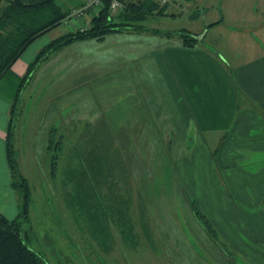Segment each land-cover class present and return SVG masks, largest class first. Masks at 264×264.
Instances as JSON below:
<instances>
[{
    "label": "rangeland",
    "instance_id": "374dc122",
    "mask_svg": "<svg viewBox=\"0 0 264 264\" xmlns=\"http://www.w3.org/2000/svg\"><path fill=\"white\" fill-rule=\"evenodd\" d=\"M175 1L178 14L149 16L141 22L144 29L193 28L197 46L223 64L227 59L222 56L229 60L246 50L242 46L246 40L264 52V28H258L264 23V0L222 5L214 1L213 8L206 4L208 8L195 19L186 12V0ZM218 10L219 24L201 30L202 21ZM64 20L49 37L72 29ZM191 20L196 21L190 25ZM243 25L247 27L239 28ZM148 38L124 43L118 55L99 53L92 67H77L71 70H76L73 75L60 69L52 76L51 62L48 71L42 70L35 79L34 91L21 100L25 113L22 106L15 118L13 154L30 192L28 219L21 225L26 246L46 264H264V240L258 239L264 237V220L258 212L264 201L240 202L235 174L232 191L238 196L230 197L233 202L224 208L223 203L202 199L230 191L218 181L213 151L225 130L207 133L202 144L184 101L199 104L211 97L204 91V76L199 70L193 76L182 69L178 76L184 95L179 93L156 60L136 57ZM189 58H185L188 64ZM225 72L233 93L239 94L235 76ZM187 81L192 90L186 89ZM51 127L56 132H51L52 147L47 148ZM204 149L212 151L208 160ZM248 152L234 151V163L245 168L252 162ZM254 155L253 163L262 162L259 153ZM208 172L210 180L204 182ZM14 192L16 208L8 210V219L21 208V193ZM194 198L202 200L195 203L211 221L213 236L191 215L188 201ZM251 228H260L259 236Z\"/></svg>",
    "mask_w": 264,
    "mask_h": 264
},
{
    "label": "crops",
    "instance_id": "0c3cea01",
    "mask_svg": "<svg viewBox=\"0 0 264 264\" xmlns=\"http://www.w3.org/2000/svg\"><path fill=\"white\" fill-rule=\"evenodd\" d=\"M214 1H217L218 4L222 5L223 3H230L232 0H186L184 7L186 12H188V15L195 19L204 9L208 8L206 4L213 8L212 3ZM63 2H65L66 5L63 4ZM57 4L70 12V10L75 9L80 5V0H62L60 3L57 2ZM178 5L179 4L173 0L166 12L170 9L168 13H172L173 15L171 16L178 14L176 8ZM211 13L213 15L210 14V19H206L204 22L202 21L199 25L201 30H205L207 26V29L205 30L207 32L212 28L210 26L219 24L221 19L219 18L220 11H211ZM92 15H95L93 9H85L80 17L76 19L73 17L72 22L67 21L69 24L68 26L72 28L70 31L77 28L82 29L88 27L89 19ZM195 21L196 20H191L188 23L191 25V23ZM208 22L211 23L205 25ZM244 26L247 27V25H243V27L239 28H245ZM258 28H264V23H260ZM181 29H185L192 34L196 33L195 30L193 31V28L189 29L182 27ZM52 30L53 29L50 31ZM50 31L29 43L18 58L14 60L10 67L0 77V213L6 218H8L6 215L8 210L10 208L13 210V207L14 209L16 208L15 192L10 185L11 177L4 153V135L7 128L9 108L12 99L18 90L20 78L24 74L27 64L33 60L35 54L40 48H42L50 39L56 37H49L48 34ZM66 32L68 31H64L63 33ZM133 32H139V34L135 33L136 35H133ZM240 32L244 31L240 30ZM148 36L149 38L147 39L146 45L143 46L142 51H138V53L136 52V57L143 55L147 58L152 57L156 60L158 66L162 67V71L165 74L163 76L167 78L169 77L171 82L176 84L179 93L184 95L183 89L181 88L183 82L181 83V77L179 78L182 69L186 70L187 74H193V76L195 75V72L199 70L204 76L202 77L204 80L202 83L207 87L204 88L207 89L204 91H208L211 94V97H205L203 102L200 100L199 104L193 103L192 105H190L186 99L184 100L188 107L185 106V108L189 109V117L192 118L196 128L195 133L197 132L199 134L198 137L200 140L202 139V144L206 141L204 136L207 133L222 131V129L225 130L223 140L218 143V147L213 149V151L215 150L217 158L215 169L218 181L221 185L226 186L227 184L228 187H230V191H227V193L226 191H217L207 199H205L204 197L206 196L203 195L202 199L218 204L223 203L225 208L226 203L233 202L230 197L233 195L238 196L237 191H232L234 188L233 177L237 175L239 178L238 187L241 189V195L238 196L240 197V202L254 204L258 201H264V52L260 51L261 48L256 42L255 45L253 42L250 44V42L248 43L246 40L245 44H242L243 47H246V50H239L242 51L240 54L229 56V60L232 59L233 63L230 62L228 58L222 56L223 59H227L225 60V64H223V62L221 63L218 61V58L215 57L216 55L214 56L208 53L205 47L200 48L196 46L195 49L182 48L179 46L178 39L175 36V38H168L166 36L151 33L146 29L121 30L119 32L109 33L102 39L75 41L52 52L46 59L39 62L31 77L19 89L17 101L18 110L20 111L23 106L21 105L23 97L28 96L27 94L34 91V81L35 79L39 80L42 76L41 71L44 69L48 71V67H50L49 63L52 62L54 64V67L52 66V76L56 72L58 73L60 69H63V71L65 69L70 70L68 72L64 71L66 72L64 75H73L76 70L74 72L71 70H74L77 67L80 69L85 68L86 70L89 69V66L92 67V64H94V61L97 59V54L103 52H108V54H110V51H112L111 55H118L120 53L119 47H125L124 43L131 41L139 43L138 41L140 39H145V37ZM252 48L254 49V52H252ZM201 49H204V51ZM259 51L262 53L258 54ZM207 55L217 59V61L215 60L216 62H214L210 60ZM187 56L190 57L189 64L187 63L188 61H185ZM226 63H229V65ZM77 71H79V69ZM225 71L231 72L235 76L237 88L240 90L239 94H237V91L233 93L230 80L227 78V72ZM38 72L40 74H38ZM91 75L92 74H90V76ZM86 76H89V74ZM185 87L188 90H192L189 81L186 82ZM179 104L180 108L184 105L182 100ZM193 106H197L198 109H192ZM22 111V114L24 115V106ZM64 115L67 116L65 113ZM196 115L198 116V120L196 119ZM62 119L65 120V117ZM207 139L209 140V137ZM209 144L211 146L210 149L212 150L213 145L211 143ZM238 148H245L249 151L248 153H251L250 157L252 158V162L249 164L247 163L245 168L237 166V164L234 163V160L236 159L232 156L234 155V151H237ZM211 152L210 150L204 149L202 154H204L208 160V158L210 159ZM258 153L261 156L262 162L253 163V161H255L254 154ZM243 158L244 156H242V159ZM187 161L189 164L188 167L191 165L190 167L193 169L192 164L194 162L190 160V157L187 158ZM209 175L208 172L203 176L202 179H204V182H209ZM200 201L202 202V200L194 198V202ZM219 209L221 210L222 208ZM258 212L261 214L262 220H264L263 205ZM260 228H251V233L255 237L259 236L257 233L260 231ZM255 230H257V232ZM260 237L261 238L258 239L264 240L263 236Z\"/></svg>",
    "mask_w": 264,
    "mask_h": 264
},
{
    "label": "trees",
    "instance_id": "16d2710c",
    "mask_svg": "<svg viewBox=\"0 0 264 264\" xmlns=\"http://www.w3.org/2000/svg\"><path fill=\"white\" fill-rule=\"evenodd\" d=\"M100 4L95 15L89 19V26L75 29L50 39L35 54L27 64L20 78L18 90L10 104L7 128L4 135V153L8 165L11 187L21 193V208L14 218L8 219L0 213V264H46L34 251L29 249L21 233V225L28 219L29 187L25 179L18 173L17 163L13 154V132L15 118L18 116V92L23 84L31 77L39 62L49 54L75 41L86 39H102L105 35L121 30H143L141 22L152 15H173L165 11L166 6H157L153 0H134L125 4L116 15L109 13V0H99ZM69 14L68 10L60 7L56 0H0V77L33 40L58 26ZM151 33L175 36L179 46L186 49L198 45V37L185 29L176 31H158L150 29ZM56 129L48 130L47 148L52 147L53 134ZM51 171L54 158L52 155ZM191 215L202 229L209 235L215 231L211 221L197 206L194 200H189Z\"/></svg>",
    "mask_w": 264,
    "mask_h": 264
},
{
    "label": "built area",
    "instance_id": "2783aa9c",
    "mask_svg": "<svg viewBox=\"0 0 264 264\" xmlns=\"http://www.w3.org/2000/svg\"><path fill=\"white\" fill-rule=\"evenodd\" d=\"M129 1L133 0H109L108 4V9L109 12L112 13L113 15H117L125 6V4ZM157 4V6H167L168 4H172L173 0H154ZM100 1L99 0H80V5L75 8L70 10L68 17H74L75 19L80 17L83 14V11L85 9H93V11L96 13L98 10ZM64 20L63 23H66V19Z\"/></svg>",
    "mask_w": 264,
    "mask_h": 264
}]
</instances>
